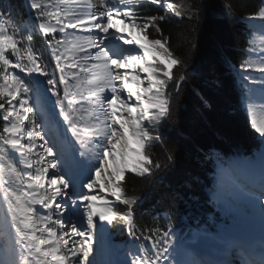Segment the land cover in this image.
Masks as SVG:
<instances>
[{
  "label": "snow or ice",
  "instance_id": "6c2138e0",
  "mask_svg": "<svg viewBox=\"0 0 264 264\" xmlns=\"http://www.w3.org/2000/svg\"><path fill=\"white\" fill-rule=\"evenodd\" d=\"M145 5L164 14H142ZM24 6L34 16L19 24L10 5L0 6V264H93L101 222L122 224L135 241L148 242L130 251V264H264V75H250L264 74V25L237 70L261 144L237 159L212 151L201 157L214 160L208 203L225 214L247 204L260 215L261 233L221 239L225 259L208 260L189 247L195 241L178 242L175 204L164 214L166 226L145 228L134 218L138 199L124 186L127 173L152 183L176 166V148L165 145L162 129L176 121L188 59L170 48L161 24L187 21L188 48L195 49L203 0H24ZM255 18L264 21V6L249 17ZM37 36L47 62L32 46ZM116 41L130 47L117 49ZM193 91L202 108L211 107L199 87ZM156 144L163 159L149 151Z\"/></svg>",
  "mask_w": 264,
  "mask_h": 264
},
{
  "label": "trees",
  "instance_id": "16d2710c",
  "mask_svg": "<svg viewBox=\"0 0 264 264\" xmlns=\"http://www.w3.org/2000/svg\"><path fill=\"white\" fill-rule=\"evenodd\" d=\"M263 3L264 0H203L204 17L191 37L198 46L191 50L187 29L192 25L175 17L161 24L170 48L188 59V80L174 100L175 123L162 129L165 145L176 148L175 168L154 178L152 183L132 173L126 174L125 194L138 199L134 206L138 225L166 226L164 214L172 204L178 209L173 221L175 229L222 220L223 213L208 203L207 188L215 171L214 160L209 163L201 157L208 151L218 152L224 159L243 157L255 152L261 144L258 134L250 128L244 89L237 81L236 69L247 58L246 49L253 38L248 19L257 17ZM2 4L26 15L23 0H2ZM142 14L164 13L153 5H145ZM149 32L159 38L153 29ZM217 80L222 82L221 87L208 86L210 81ZM196 87L202 90L211 107H201V100L193 91ZM149 151L163 159L160 144ZM197 176L199 183L193 180ZM185 182H191V188ZM116 206L123 208L119 202ZM110 227L115 238H125L126 226L114 222Z\"/></svg>",
  "mask_w": 264,
  "mask_h": 264
},
{
  "label": "bare ground",
  "instance_id": "6f19581e",
  "mask_svg": "<svg viewBox=\"0 0 264 264\" xmlns=\"http://www.w3.org/2000/svg\"><path fill=\"white\" fill-rule=\"evenodd\" d=\"M114 46L117 49L123 48L117 45V41L114 42ZM126 49V48H125ZM263 75V74H262ZM107 95H110V93H106ZM257 103V102H256ZM262 103V100L260 99L258 101V104ZM77 158H79V153H76ZM92 163H96V161H92ZM88 175H94V169L85 172L81 178L86 177ZM79 181L77 180V183ZM37 208L40 209V206L37 205ZM234 212H237L243 220H253L256 219L257 223L259 224V227L262 228V222L259 213L254 210L253 208L249 207L247 204L240 202L237 205L234 206ZM3 214V210L0 209V215ZM55 218V217H53ZM79 217L78 216H72V222H78ZM104 224L103 230L97 231V235L94 239V251L89 257L90 260L93 261V264H130V261L132 259L131 254H127V252L134 251L130 250L127 246L112 244L110 242L107 236V222H101ZM210 237H207V239H201L200 244L203 247H207V249H210L211 247H214V242L210 240ZM219 247H222L221 245H218ZM223 249V248H222ZM127 254V255H126Z\"/></svg>",
  "mask_w": 264,
  "mask_h": 264
},
{
  "label": "rangeland",
  "instance_id": "374dc122",
  "mask_svg": "<svg viewBox=\"0 0 264 264\" xmlns=\"http://www.w3.org/2000/svg\"><path fill=\"white\" fill-rule=\"evenodd\" d=\"M14 18V17H13ZM14 20L16 21V23H20L19 22V19H15L14 18ZM250 23L251 24H253V27L254 28H256V36L255 37H259V35H260V31H261V25H264V21H262V20H260L259 18H255V19H251L250 20ZM17 72H19V70H16ZM250 75L251 76H253V77H256L257 78V80H259L261 77H262V74L261 73H259V72H256V71H251L250 72ZM239 77V76H238ZM41 79H42V77H41ZM249 83H251L250 81H249ZM252 87H254V88H256V89H259L260 87H261V85L260 84H254V85H252ZM49 95H50V93H49ZM54 99V98H53ZM261 98L259 97V95H257V97H256V101L255 102H257V104H258V101L260 100ZM228 215L229 216H231L232 217V219L231 220H233V221H236L235 222V224H236V226H237V228H244V231L245 232H243L242 234H240V236H247L246 234H248V235H250V237H256V238H258L259 237V235H260V232H261V228L259 227V224L257 223V220L256 219H253V220H248V221H246V220H243L242 219V217L237 213V212H234V211H231V212H229L228 213ZM245 224H248L249 226H244ZM258 229L259 231H258V233H255V235H252L251 233H248V232H250L251 230L250 229H252V230H255V229ZM256 229V230H257ZM189 235H191L190 236V238H197V239H199V238H203L205 235H203V234H201V233H199V232H195V231H193L192 233H190ZM237 236V235H236ZM179 239L180 238H178V241H179ZM203 239H207V237L206 238H203ZM220 241V240H219ZM182 242H184V240L183 241H181V243ZM112 244H115V243H112ZM117 245H122V246H127L130 250H135V248H136V246H137V244L136 243H134V242H127V243H116ZM127 254H130V252H127ZM126 254V255H127ZM126 264V263H125Z\"/></svg>",
  "mask_w": 264,
  "mask_h": 264
}]
</instances>
